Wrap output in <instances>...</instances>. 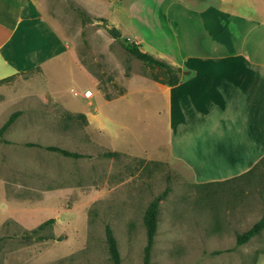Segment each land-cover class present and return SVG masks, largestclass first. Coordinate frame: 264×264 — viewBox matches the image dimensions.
<instances>
[{
	"label": "rangeland",
	"instance_id": "1",
	"mask_svg": "<svg viewBox=\"0 0 264 264\" xmlns=\"http://www.w3.org/2000/svg\"><path fill=\"white\" fill-rule=\"evenodd\" d=\"M20 1L10 59L21 69H0L10 77L0 82V127L18 112L0 137V264H112L106 226L121 264H143V215L167 186L150 264H260L264 231L235 239L264 212V165L231 185H198L168 154L163 104L146 87L159 71L105 29L170 64L179 59L168 41L178 34L174 5L199 11L218 0ZM48 219L38 234L53 239L36 240L31 231Z\"/></svg>",
	"mask_w": 264,
	"mask_h": 264
},
{
	"label": "crops",
	"instance_id": "2",
	"mask_svg": "<svg viewBox=\"0 0 264 264\" xmlns=\"http://www.w3.org/2000/svg\"><path fill=\"white\" fill-rule=\"evenodd\" d=\"M218 2L199 11L174 5L178 34L170 30L168 41L179 59L168 60L190 75L146 85L163 104L155 109L166 116L168 154L197 184L240 176L264 157V0ZM21 17L20 0H0V69H21L10 59Z\"/></svg>",
	"mask_w": 264,
	"mask_h": 264
},
{
	"label": "trees",
	"instance_id": "3",
	"mask_svg": "<svg viewBox=\"0 0 264 264\" xmlns=\"http://www.w3.org/2000/svg\"><path fill=\"white\" fill-rule=\"evenodd\" d=\"M84 22H90L89 18H84ZM106 32L108 35L114 39L116 42L120 44L122 49L137 59L138 61L144 63L150 68H155L159 71L158 74H154L152 76L153 80L159 84L166 85V86H175L177 85L184 77H187L190 75L189 72H186V74L183 76V70L180 67H175L170 64H168L166 61L159 59L157 57H154L153 55L144 52L141 50V46L138 43H135L133 41L128 40L127 38L123 37L120 33V31L113 27V26H105ZM10 78V77H8ZM2 79L0 82L8 79ZM18 115V112L12 113L9 118L4 122V124L0 127V137L4 134V132L8 129V127L12 124L15 117ZM29 146H35L34 144H28ZM47 150L52 152L60 153L66 157H72V158H85L89 157L87 155H83L81 153L68 151L56 146H47L45 147ZM106 155H116V153H110ZM264 165V157L260 159L250 170H248L246 173L230 178L228 180H224L222 182H210L206 184H198V185H224V184H230L243 179L244 177L249 176L253 173V171L261 166ZM170 191V187L167 186L163 192L156 198H154L149 205L147 206L144 215H143V223L146 230V243L143 249V264H150V254L152 250V245L154 241V236L157 229V219H158V208H159V200L167 195V193ZM53 219H48L42 224H40L38 227H36L34 230L31 231V234L36 235L35 239L38 241L42 240H49L53 239L51 236H45V235H39L38 233L42 231L45 227L53 224ZM264 231V212L261 215V217L246 231L239 233L236 235L235 244L236 246H242L246 243H248L251 239L259 236ZM105 238L108 248V253L110 260L112 264H121L119 251L116 244V239L113 236L112 230L109 226L105 227Z\"/></svg>",
	"mask_w": 264,
	"mask_h": 264
},
{
	"label": "built area",
	"instance_id": "4",
	"mask_svg": "<svg viewBox=\"0 0 264 264\" xmlns=\"http://www.w3.org/2000/svg\"><path fill=\"white\" fill-rule=\"evenodd\" d=\"M84 95H85V97H89L91 95V92L90 91H86Z\"/></svg>",
	"mask_w": 264,
	"mask_h": 264
}]
</instances>
